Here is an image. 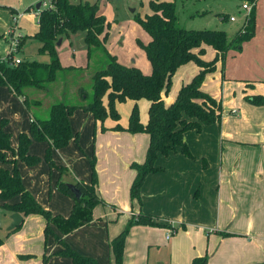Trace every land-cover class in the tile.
Returning <instances> with one entry per match:
<instances>
[{
	"label": "crops",
	"instance_id": "crops-1",
	"mask_svg": "<svg viewBox=\"0 0 264 264\" xmlns=\"http://www.w3.org/2000/svg\"><path fill=\"white\" fill-rule=\"evenodd\" d=\"M145 1L146 13H149ZM10 10L9 16L13 22L10 29H13L17 27L15 18L18 15L15 16L14 9V15ZM227 16L229 18L231 15ZM254 16L253 37L243 42L239 51L228 50L223 64L217 61L214 71L206 74L201 83V89L222 104L220 121L203 125L200 131L184 132L185 144L193 158L185 157L179 147L166 156L157 155L154 164L162 169L144 177L139 190L140 205L130 200L128 195L135 175L130 164L143 161L147 134L107 129L115 123L126 126L133 102L125 100L115 103L119 114L117 121L106 117L100 123L81 109L71 113L68 117L70 129L78 135V140L76 143L71 139L67 143V149L72 151L60 150L58 161L62 166L77 170V164H82L80 175L75 174L74 178L88 182L90 168L83 167V163L86 165V158L93 155L95 191L104 204L93 207L89 226H80L61 235L68 246L102 264L101 255L97 253V245L100 244L105 248L108 261L114 264L108 241L119 233L130 215L146 213L156 216L155 220L163 225L131 226L124 238L122 264H189L193 257L202 255L206 256L208 264H264V106H246L243 110V104L238 99L243 93L264 95V0L255 1ZM72 35H76L77 41L83 44V34ZM147 41L148 38L144 43ZM63 42L60 39L59 45L55 46L56 51ZM213 54L214 50L204 46V59L211 58ZM113 55L117 59L116 53ZM73 57L76 63L59 62L62 66L85 68L86 56H83V52L75 51ZM117 61L121 64L125 62ZM123 65L136 66L145 74L150 72V65L148 71L147 64L125 62ZM197 69L194 63L187 62L175 70L171 79L176 76L180 81L174 85L172 95L161 94L165 104L174 99L180 84L187 82ZM254 70H258V73H254ZM70 75L72 73L68 78ZM78 75H73L71 81L75 82ZM60 88V83H54L49 94L41 90H27L31 93V99L39 101V105L31 109L36 114H43L47 106L60 97ZM135 103L139 120L144 123L148 101L139 99ZM27 116L29 123L28 113ZM254 119L261 121L262 126H252ZM101 126L106 129L101 130ZM38 142L47 146L46 142ZM10 145L14 147L11 142ZM28 152L31 153L29 149ZM6 154L8 158L11 157L9 152ZM202 160L205 165H202ZM7 167L10 168V165ZM52 197L55 202L46 204V208L51 213L67 216L72 200L58 192H54ZM17 198L13 197L9 202H15ZM9 215L10 212L7 213L6 223H10ZM167 224L175 231L166 239ZM43 226L44 219L38 214L22 217L19 229L4 237L0 244V264H40L44 254L52 259L58 258L52 253L60 250L61 246L52 237H48L45 247L43 245ZM92 227L96 231L92 232ZM78 234L86 239L85 246L76 243Z\"/></svg>",
	"mask_w": 264,
	"mask_h": 264
},
{
	"label": "trees",
	"instance_id": "trees-1",
	"mask_svg": "<svg viewBox=\"0 0 264 264\" xmlns=\"http://www.w3.org/2000/svg\"><path fill=\"white\" fill-rule=\"evenodd\" d=\"M239 1L249 5V10L240 28L228 39L225 31L221 29H186L177 26L172 0H147L149 13L134 16V20L148 35L146 43L137 41L150 65V72L145 74L136 66L119 63L115 55L107 51L104 46L107 23L98 11L96 2L50 0L51 7L40 9L37 15L36 30L30 35L20 37L17 44L19 50L26 38H34L37 41L36 54L46 55L47 61L21 58L17 64L9 65L8 58L5 61L0 60V86H5L11 94L19 98L29 115L28 130L17 134L14 147L10 145V133L4 130V120H0V210L17 212L22 217L28 214L40 215L44 219V239L50 235L61 246L56 252L57 255L68 257L72 264H98L95 258L77 252L61 238V235L88 223L92 219L93 207L104 204L95 191L94 156L89 159V181L72 178L69 182L78 189L79 198L73 196L62 179L58 178L55 182L56 190L72 200L67 216L51 214L36 202L22 184L15 159L21 160L27 166L34 165L38 158L28 152L30 139L43 141L47 143L45 158L48 166L56 167L59 174L67 172L65 166L55 165L50 160L49 152L51 148L64 147L71 139L76 140V133L71 131L68 121L71 113L75 109H81L89 112L92 118L100 123L106 117L117 121L119 114L115 103L130 100L133 103L126 126L121 127L115 123L107 129L147 134L148 142L143 161L130 164L135 175L129 185L128 195L130 200H135L140 205L139 190L144 177L162 169L154 164L157 155L166 156L179 147L185 157L193 158L185 144L184 132L200 131L203 125L220 121V102L203 91L201 83L206 74L214 71L217 61L223 64L228 50L239 51L241 44L254 35V4L257 0ZM10 12L15 14L13 9ZM222 19H225V16H222ZM78 31L83 32L85 68L93 57L100 66L90 76V93L87 94L81 87H76L77 97L73 101L65 91L66 79L70 73L77 75L81 68L62 66L55 43L58 39L68 38L70 34ZM2 37L0 34V38ZM204 46L214 50L209 59L202 57ZM187 62L194 63L198 68L197 72L187 82L180 84L174 99L165 104L161 94L168 92L175 70ZM54 83H60V97L54 99L43 114H36L31 108L38 106L39 101L28 97L27 90H41L49 94ZM244 97L253 105L264 106L262 94ZM139 99L148 101L147 119L144 123L139 120L135 103ZM100 129L106 128L101 126ZM6 152H9L11 157L8 158ZM202 165H205L204 160ZM13 197H18L17 201L9 202ZM155 219L156 216L138 213L126 220L122 230L108 241V250L114 264H121L124 238L129 228L133 225H163ZM20 225L6 231L5 237L19 229ZM167 227L171 228V232L175 231L169 224ZM52 228L56 229L60 236ZM2 241L0 237V244ZM45 259L46 257L42 256L41 264H44ZM189 264L208 263L206 256L202 255L193 257Z\"/></svg>",
	"mask_w": 264,
	"mask_h": 264
},
{
	"label": "rangeland",
	"instance_id": "rangeland-1",
	"mask_svg": "<svg viewBox=\"0 0 264 264\" xmlns=\"http://www.w3.org/2000/svg\"><path fill=\"white\" fill-rule=\"evenodd\" d=\"M43 1V0H42ZM75 1V0H74ZM88 1V0H87ZM90 2H96L98 10L103 15L105 22L107 23L106 31L107 37L104 46L112 54L116 53L117 59L127 62L128 64L142 65L147 64L149 71V64L145 58L142 49L140 48L137 41L144 43L147 40V34L142 30L138 23L134 20V16L137 14L142 16L144 13L148 12L145 0H89ZM88 1V2H89ZM174 2V8L176 13V25L186 29H221L226 33V37L230 39L235 31L240 27L241 22H243V12L244 10L240 7L239 0H172ZM41 2V0H0V31H3V37L0 38V55H3L5 48L8 45V37L10 35L19 34V37L26 35V33H32L36 28L37 17L33 14L35 9V4ZM9 9H14L16 15H18L16 20V28L10 29L12 25V19L9 16ZM227 14L234 17L235 21H230ZM225 16V19H219ZM241 19V21H240ZM10 29V30H9ZM9 30V31H8ZM8 31V32H7ZM77 34H83V32H76ZM75 33V34H76ZM74 34V33H72ZM70 34L68 38L63 39L62 47L57 51L59 60L61 64L67 63L69 61L75 62L74 52L81 51L83 56L85 55V46L80 44L78 39L75 38L76 35ZM37 46V41L34 38H26L18 52L15 54L19 58H33L37 60H46L47 57L43 55H37L35 50ZM110 52V53H111ZM31 54V56H30ZM76 55V53H75ZM78 56V55H77ZM78 59V57H77ZM82 59V58H81ZM119 61V60H118ZM120 62V61H119ZM124 62V63H125ZM76 63V62H75ZM122 63V62H121ZM123 63V64H124ZM66 66V65H63ZM69 66V65H68ZM100 65L96 63V58L93 57L88 61L86 68H81L77 72V77L75 82H72L75 73L66 79L65 91L66 94L74 101L76 100V87H81L87 94L90 93V76L93 71L97 70ZM188 66V65H187ZM80 67V66H79ZM142 73V70H140ZM254 73H258V70H254ZM72 80V81H71ZM180 79L178 77H173L170 82V87L166 96L170 93L172 95L174 85H177ZM60 82V81H56ZM71 93V94H70ZM28 97H32L31 93H27ZM33 94V93H32ZM244 93L238 96V99L243 104L241 107L245 110L246 106H259L249 103L245 97ZM237 106V105H236ZM238 108L240 105L237 106ZM222 109V104H221ZM33 111V109H31ZM120 115L122 110L120 109ZM34 112V111H33ZM0 120H4V128L10 132V142L15 146L17 134L20 131L28 130V116L25 112L21 102L16 96L11 94L8 89L0 87ZM257 119L251 121V125L254 127L262 126ZM248 127V123L245 124ZM78 135L74 142L77 143ZM68 145V144H67ZM67 145L64 147L54 149L51 148L49 152L50 160L55 165L62 164L59 160L60 150H65L69 152L72 150L67 149ZM45 148L46 146L42 142L30 139L28 149L31 153L37 156L38 161L34 165L27 166L21 160L15 159L16 168L18 170L19 176L21 178L24 188L29 190L36 202L47 210L46 204L53 203V193L61 192L55 189V182L58 178L62 179L64 182L69 183L74 175H80L79 172L82 171L80 167L82 164L78 163V170L71 167L65 166L67 172L59 174L56 167H49L47 160L45 158ZM65 148V149H64ZM67 154V153H66ZM61 157V155H60ZM88 157V156H87ZM89 159L86 158V165L83 163V167L86 166L89 169ZM73 166V163H71ZM75 165V164H74ZM81 165V166H80ZM89 170L87 171V173ZM64 195V194H62ZM66 196V195H65ZM68 197V196H67ZM42 204L44 206H42ZM4 212V214L2 213ZM51 213V211L49 210ZM7 213L4 210H0V237L4 239L6 228L9 223H6ZM51 214H54L53 212ZM138 213L130 215L135 217ZM129 216V217H130ZM92 220V219H91ZM90 220V221H91ZM90 221L82 226H89ZM126 223V221H125ZM124 223V225H125ZM123 225V227H124ZM122 227V228H123ZM121 228V230H122ZM53 229V228H52ZM18 230V229H17ZM16 230V231H17ZM92 232L96 231L92 227ZM55 233L59 236L60 234L53 229ZM167 231L171 232V228H167ZM94 236V234H93ZM48 235L46 239H43V245H47ZM95 239V237H92ZM54 240V238L52 237ZM76 243L80 246L86 245V239L83 235L78 234L76 236ZM55 242V241H54ZM92 243L89 245L91 246ZM97 253L101 255L102 264H112L108 261L107 254L105 253V248L100 244L97 245ZM57 252V251H56ZM56 252L52 255L58 257L52 259L49 255H43L46 257L44 264H71L70 260L66 256L57 255ZM60 258V259H59ZM63 259V261H62ZM150 259V258H149ZM67 260V261H64ZM42 262V257L40 264ZM113 262V261H112ZM122 264V259H121ZM162 264V263H159Z\"/></svg>",
	"mask_w": 264,
	"mask_h": 264
},
{
	"label": "built area",
	"instance_id": "built-area-1",
	"mask_svg": "<svg viewBox=\"0 0 264 264\" xmlns=\"http://www.w3.org/2000/svg\"><path fill=\"white\" fill-rule=\"evenodd\" d=\"M47 7H51L50 0H43V1L41 0V2H39V7L34 9L33 14L37 17L40 9L47 8ZM240 7L245 11V13L243 15V19H244V16L247 14V12L249 10V5H247L245 3H241ZM228 19L230 21H233L234 17L229 16ZM18 37H19V34L10 35L8 37L7 48H5L3 55H0V60L5 61L7 58L9 59V61H7L9 65H15L21 60V58H19L18 56L15 55L18 52V49H17ZM171 233L172 232L166 231L165 232V238L167 239Z\"/></svg>",
	"mask_w": 264,
	"mask_h": 264
},
{
	"label": "water",
	"instance_id": "water-1",
	"mask_svg": "<svg viewBox=\"0 0 264 264\" xmlns=\"http://www.w3.org/2000/svg\"><path fill=\"white\" fill-rule=\"evenodd\" d=\"M38 7H39V3L37 2L35 4V9ZM59 43H60V39L56 41L55 46H58ZM66 186L69 188L70 192L73 194L75 198H79L80 193L78 189L72 183L66 182ZM9 218H10V223L7 225V228H6L7 231L17 227L22 222V215H20L17 212L10 213Z\"/></svg>",
	"mask_w": 264,
	"mask_h": 264
}]
</instances>
